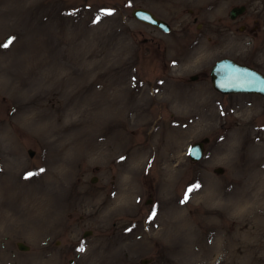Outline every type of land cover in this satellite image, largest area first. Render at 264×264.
<instances>
[{
	"label": "rangeland",
	"instance_id": "rangeland-1",
	"mask_svg": "<svg viewBox=\"0 0 264 264\" xmlns=\"http://www.w3.org/2000/svg\"><path fill=\"white\" fill-rule=\"evenodd\" d=\"M10 38L0 264H264V97L208 77L221 56L264 73V0H0Z\"/></svg>",
	"mask_w": 264,
	"mask_h": 264
},
{
	"label": "water",
	"instance_id": "water-1",
	"mask_svg": "<svg viewBox=\"0 0 264 264\" xmlns=\"http://www.w3.org/2000/svg\"><path fill=\"white\" fill-rule=\"evenodd\" d=\"M243 4L232 5L227 12L229 18H234L244 10ZM130 15L145 24L154 26L162 31H168L169 24L155 16L150 10L141 7L134 6L130 9ZM191 79L196 77L195 74L189 76ZM208 77L211 87L221 94L229 93H254L264 97V73L260 70L245 64L238 62L228 56H221L215 59L209 67ZM208 141L207 136H202L200 139L192 141L187 148V157L190 161H196L200 158L204 144ZM31 155L32 151L27 150ZM215 172H221L220 166L213 168ZM150 198H147L146 202H149ZM88 231V230H87ZM86 231L83 232L85 235ZM16 247L20 250H26L27 244L22 241H16ZM146 259H141L140 263L144 264Z\"/></svg>",
	"mask_w": 264,
	"mask_h": 264
},
{
	"label": "snow or ice",
	"instance_id": "snow-or-ice-1",
	"mask_svg": "<svg viewBox=\"0 0 264 264\" xmlns=\"http://www.w3.org/2000/svg\"><path fill=\"white\" fill-rule=\"evenodd\" d=\"M108 14H110V13H108ZM11 42H12V38H10L9 41H8L7 43H5V44H3V45H0V47L7 48ZM121 159H123V157H122ZM40 171L43 172L44 169H40ZM34 174H35V173H31V172H29V173L26 174L25 178H29V177H31V176L34 175ZM195 187H199V185L197 184V185H195ZM191 190H192V189L190 188L188 191L190 192ZM187 199H188V194H187V192H186V194H185V200H187ZM181 202L183 203L184 201H181ZM153 215H155V212H154V211H153ZM79 251H84V248L81 247V248L79 249Z\"/></svg>",
	"mask_w": 264,
	"mask_h": 264
},
{
	"label": "bare ground",
	"instance_id": "bare-ground-1",
	"mask_svg": "<svg viewBox=\"0 0 264 264\" xmlns=\"http://www.w3.org/2000/svg\"><path fill=\"white\" fill-rule=\"evenodd\" d=\"M92 93H94V90H93V92Z\"/></svg>",
	"mask_w": 264,
	"mask_h": 264
}]
</instances>
